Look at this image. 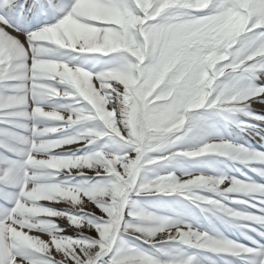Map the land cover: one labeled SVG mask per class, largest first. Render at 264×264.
Wrapping results in <instances>:
<instances>
[{
  "label": "snow or ice",
  "instance_id": "snow-or-ice-1",
  "mask_svg": "<svg viewBox=\"0 0 264 264\" xmlns=\"http://www.w3.org/2000/svg\"><path fill=\"white\" fill-rule=\"evenodd\" d=\"M253 101L264 0H0V264H264Z\"/></svg>",
  "mask_w": 264,
  "mask_h": 264
},
{
  "label": "bare ground",
  "instance_id": "bare-ground-1",
  "mask_svg": "<svg viewBox=\"0 0 264 264\" xmlns=\"http://www.w3.org/2000/svg\"><path fill=\"white\" fill-rule=\"evenodd\" d=\"M252 108H256V109H259V107H262V106H260L258 103H257V101H253L252 102V106H251ZM261 109V111H263L264 112V106L262 107V108H260ZM73 148H74V146H73ZM233 205H238V204H233ZM242 208H245V205H243V204H239ZM248 210H251V209H248ZM240 228V227H239ZM241 230V229H240ZM40 237L42 238V239H47V238H45L44 236H42V235H40ZM233 237L235 238V239H237V240H240V241H245L240 235H233ZM264 242V241H263Z\"/></svg>",
  "mask_w": 264,
  "mask_h": 264
}]
</instances>
